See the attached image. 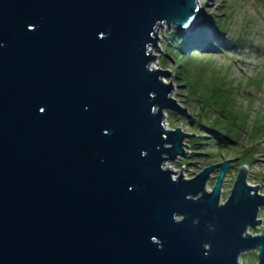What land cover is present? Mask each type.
Returning a JSON list of instances; mask_svg holds the SVG:
<instances>
[{
    "label": "water",
    "instance_id": "obj_1",
    "mask_svg": "<svg viewBox=\"0 0 264 264\" xmlns=\"http://www.w3.org/2000/svg\"><path fill=\"white\" fill-rule=\"evenodd\" d=\"M198 13L197 0H0V264H240L251 250L264 264L246 166L221 202L230 159L189 179L164 165L195 134L165 126V109L190 114L148 48Z\"/></svg>",
    "mask_w": 264,
    "mask_h": 264
},
{
    "label": "rangeland",
    "instance_id": "obj_2",
    "mask_svg": "<svg viewBox=\"0 0 264 264\" xmlns=\"http://www.w3.org/2000/svg\"><path fill=\"white\" fill-rule=\"evenodd\" d=\"M197 3L200 5V14L193 29L180 31L175 26L168 29L167 25L163 24L158 28L161 32L157 30V46L153 52L156 58L152 61L151 67L171 71L162 77V80L164 82L171 80L174 87L171 96L190 114L183 116L165 109L163 122L170 129L179 127L183 132L195 134L184 139V149L187 151L184 155L174 160H167L165 163L169 169L174 170V176H177L181 170L182 176L189 179L204 167L230 159V164L234 162L235 166L230 171L226 170L220 201L228 197L237 174L235 167L239 168L241 165L246 166L249 171L248 178L246 176L247 184L261 185V192H258L261 194L264 192V130L252 135H256L255 141L248 138V133L253 131L257 118L264 120V80L262 83L251 84L248 78L258 76V72L264 65V0H197ZM215 26L218 32L223 30L222 35L218 36ZM176 34L181 37L180 44L177 45L179 49L187 48L186 52H191L190 56H193L186 65L188 68L190 65L191 74L201 71L199 70L202 66L200 62L204 59L211 61V66L219 69L220 73L227 69L230 84L233 85L231 91L236 101L237 110L235 111L238 113L249 111L242 133H239L240 128L237 129L238 135L233 136L232 133L233 137L230 138L234 143L229 144L223 151H216V146L213 145L214 134L212 133L217 131L211 121L219 116V112L215 111V107L197 104L196 95L193 97L189 95L192 86L187 83L184 79L185 75L181 73L178 47H175L177 42L174 40ZM237 35H245L246 44L241 42L236 46L222 47L226 40L233 39ZM215 42L221 45L219 49L213 46ZM201 72L206 80L205 72L203 70ZM199 84L204 82L199 80ZM211 89L214 93L218 91H215L216 87ZM205 143L209 145L206 147ZM217 170L219 171L217 168L209 174L205 183L206 190L212 188L218 174ZM256 218L262 219L263 222L257 228H248L251 234L260 232L264 224V207L261 206ZM238 260L240 264H255L256 250L242 252Z\"/></svg>",
    "mask_w": 264,
    "mask_h": 264
},
{
    "label": "trees",
    "instance_id": "obj_3",
    "mask_svg": "<svg viewBox=\"0 0 264 264\" xmlns=\"http://www.w3.org/2000/svg\"><path fill=\"white\" fill-rule=\"evenodd\" d=\"M218 32V28H215ZM246 31V30H244ZM218 36L223 33V30L221 29L220 32H218ZM243 34V33H242ZM245 35H237L236 37H234L233 39H229L226 40V42L224 43V45L222 47L225 46H232V45H237V43H245L246 44V38L244 37ZM174 40H176L177 44H176V48L178 49L177 54L179 57V65H181L182 70L181 73L184 76V79L187 81V83H190L189 85H191V89L189 91V95L191 97H193L194 95H196L195 100L197 102V104H204L207 107H215V111L219 112V116L214 117L211 121L212 126L214 127V129H216L217 132L212 133L213 135V145L216 146V151H223L224 149H226V147H228L229 144L234 143L231 142V138L233 136L238 135L237 133V129H241V132H239L240 134L242 133V130L245 128V123H247L246 121L247 116H249V111L247 112H236V101H235V97L232 95V89H233V85L230 84V80L228 78V70L225 69L223 70L222 73L219 72V69L215 68L214 66H211L212 63L211 61H208L207 59L201 60L200 65L201 68H199V70H203V72H205L206 74V80L202 77V72H197L194 75L191 74V70H190V65L189 68L186 66L188 64V60L193 57L190 56L191 52H186L185 49H179V45L181 37L178 36V34H176V36L174 37ZM238 41V42H237ZM179 43V44H178ZM186 46V45H184ZM216 49L221 46L218 43H214L213 45ZM186 53H188L187 55H185ZM263 68H261V70L258 72V76L256 77H249L248 78V82L253 84V83H257V82H261L264 80V65H262ZM193 69V68H192ZM193 75V76H192ZM199 80H202L204 82V84H199ZM216 87L215 91H217V93L213 92V89L210 90V88ZM238 88V87H236ZM234 94V92H233ZM198 97V99H197ZM251 99V98H250ZM226 112H229V114H226ZM237 119V122H236ZM260 124V126L258 125ZM259 126V127H258ZM257 128V129H256ZM264 130V120L261 121L258 118L255 120L254 125H253V131L248 133V138L251 141H255L257 140L256 135L252 136L254 133H261ZM233 133V134H232ZM231 134L233 136H231ZM254 138V139H252ZM206 147L209 145L207 143H205Z\"/></svg>",
    "mask_w": 264,
    "mask_h": 264
},
{
    "label": "flooded vegetation",
    "instance_id": "obj_4",
    "mask_svg": "<svg viewBox=\"0 0 264 264\" xmlns=\"http://www.w3.org/2000/svg\"><path fill=\"white\" fill-rule=\"evenodd\" d=\"M234 166H235V163L234 162H232L231 163V165L228 167V170L230 171V170H232L233 168H234ZM236 168V170H237V173H238V171H239V168L238 167H235ZM217 173H218V170H217ZM248 173H249V171H247V178H248ZM237 175V174H236ZM223 185V184H222ZM258 187V191L257 192H261L260 190H261V185H258L257 186ZM261 194H264V192H262ZM262 207H264V205L262 206ZM261 207H259V209H260ZM262 220V219H261ZM262 222H263V220H262Z\"/></svg>",
    "mask_w": 264,
    "mask_h": 264
},
{
    "label": "bare ground",
    "instance_id": "obj_5",
    "mask_svg": "<svg viewBox=\"0 0 264 264\" xmlns=\"http://www.w3.org/2000/svg\"><path fill=\"white\" fill-rule=\"evenodd\" d=\"M198 4V7L200 8V5H199V3H197ZM198 14H200V12L198 13ZM197 22V21H196ZM195 23V22H194ZM194 23H192L191 24V26L188 28V29H186V30H190L191 28L193 29L195 26H194ZM194 26V27H193ZM159 27H157V30H158V32L160 33L161 32V29H158ZM154 48L155 47H149L148 49L153 53L154 52ZM154 61V60H153ZM152 63V62H151ZM151 63H150V65H151ZM165 166H167L168 167V165H166V163L164 164ZM170 166V165H169ZM169 168V167H168ZM171 168V167H170Z\"/></svg>",
    "mask_w": 264,
    "mask_h": 264
}]
</instances>
